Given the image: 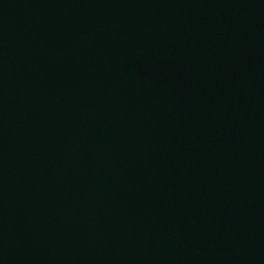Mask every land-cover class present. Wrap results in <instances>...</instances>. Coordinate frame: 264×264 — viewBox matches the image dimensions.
Instances as JSON below:
<instances>
[{
  "label": "water",
  "instance_id": "obj_1",
  "mask_svg": "<svg viewBox=\"0 0 264 264\" xmlns=\"http://www.w3.org/2000/svg\"><path fill=\"white\" fill-rule=\"evenodd\" d=\"M0 264H264V0H0Z\"/></svg>",
  "mask_w": 264,
  "mask_h": 264
}]
</instances>
